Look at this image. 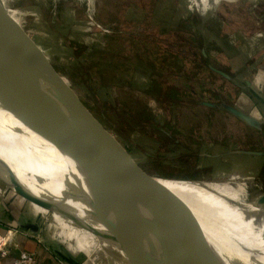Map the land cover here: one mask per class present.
I'll return each instance as SVG.
<instances>
[{
    "label": "rangeland",
    "instance_id": "374dc122",
    "mask_svg": "<svg viewBox=\"0 0 264 264\" xmlns=\"http://www.w3.org/2000/svg\"><path fill=\"white\" fill-rule=\"evenodd\" d=\"M2 23L45 51L48 63L22 60L24 67L109 160L169 182L232 181L245 187L246 202L264 195V156L244 154H264V115L257 118L246 85L264 68V0H0ZM179 25L184 28L177 31ZM229 107L261 126L256 129ZM11 167L17 175L16 168L27 171ZM27 173L75 194L70 201L50 184L36 187L78 213L85 228L55 218L64 240L88 252L83 259L129 264L126 256L104 247L91 229L93 221L80 215L87 207L71 181ZM230 209L240 217L254 212L255 220L225 229L214 218L225 215L213 210L174 211L195 247L242 228L248 234L233 238L250 248L257 238L249 232L264 234V222L259 223L264 208L255 202Z\"/></svg>",
    "mask_w": 264,
    "mask_h": 264
},
{
    "label": "water",
    "instance_id": "95a60500",
    "mask_svg": "<svg viewBox=\"0 0 264 264\" xmlns=\"http://www.w3.org/2000/svg\"><path fill=\"white\" fill-rule=\"evenodd\" d=\"M1 53L8 54L14 62L12 65L0 63V108L30 124L42 137L69 154L81 166L87 176L90 193L79 186L75 187V192L85 203L93 220L91 229L104 247L126 256L129 264L253 263V252L240 247L244 256H238L235 251L234 254L229 252L222 255L210 241L193 249L182 245L178 247V253H173L155 234L146 215L144 192L131 175L160 185L168 179L128 171L102 155L86 139L50 93L24 67L22 60L26 65L49 62L44 50L32 38L25 37L19 31H12L2 23ZM212 69L230 79L225 72ZM246 85L251 87L249 81ZM229 110L246 118L256 129L261 126L254 118L247 117L234 108L229 107ZM244 154L264 156L262 153ZM4 172L8 173V180L16 195L26 201H35L76 226L85 228L67 201L36 195L23 185L11 165L0 158V175ZM258 203L264 208V195L259 198ZM259 216V223H263L264 214ZM231 247L235 249L233 245ZM60 256L68 263L76 264L72 257L63 254Z\"/></svg>",
    "mask_w": 264,
    "mask_h": 264
},
{
    "label": "bare ground",
    "instance_id": "6f19581e",
    "mask_svg": "<svg viewBox=\"0 0 264 264\" xmlns=\"http://www.w3.org/2000/svg\"><path fill=\"white\" fill-rule=\"evenodd\" d=\"M0 63L12 65L3 53L0 54ZM0 149L15 157L34 172L51 178H67L74 187L79 186L90 193L87 176L83 173L81 166L69 154L42 137L30 124L1 108ZM16 170L21 174L17 175L18 179L36 195L52 198L36 188L43 182L44 185L50 184L55 187L56 192H60L66 200L75 199V194L72 191L57 186L53 183L54 181L50 183L48 179L36 177L27 171H21L19 168ZM0 176L7 180L9 177L6 172ZM131 176L144 192L146 215L155 234L173 253H178V247L182 245L190 249L195 247L188 237H184L185 235L178 227V217L174 210H213L210 213L222 214L233 222L246 223L247 225L255 220L254 212H251L249 217H240V213L237 211H229L237 204L259 202L256 200L253 202L244 201L245 187L232 181L203 180L197 186L188 185L189 183L163 181V184L160 185L137 175ZM81 214L92 220L88 211H80ZM152 217L155 222L151 221ZM225 217L214 218H216L217 224L227 227L231 222ZM253 253L252 264H264V245Z\"/></svg>",
    "mask_w": 264,
    "mask_h": 264
},
{
    "label": "crops",
    "instance_id": "0c3cea01",
    "mask_svg": "<svg viewBox=\"0 0 264 264\" xmlns=\"http://www.w3.org/2000/svg\"><path fill=\"white\" fill-rule=\"evenodd\" d=\"M248 81L251 83L250 88L247 86V88L249 89V95L255 101L258 111L257 118L260 119L264 115V68L261 69L256 74V76H254L251 80ZM0 158L8 162L11 166L17 165L36 175L56 180L49 176H45L32 171L19 160H17L15 157L2 151L1 149ZM55 216L62 215L55 212H51V210L49 209L43 208L39 203L35 201H26L23 198L19 197L13 191L10 182L6 181L0 176V234L8 230L19 229L27 233L29 232V234L33 233L40 235L45 242L44 245L39 244L35 239L31 237H26L22 235L21 248L28 252L38 253V255L46 254L45 264H70L60 256L61 254L72 257L73 262L76 264H91L90 259L82 258V254L88 255V252L80 250L77 247V243H70L69 241L64 240L63 236H61L60 234L61 227L57 225ZM228 220L230 219L228 218ZM230 222L231 224L234 223L239 225V223L233 222L231 220ZM227 227L224 228L226 229ZM53 230L54 232L53 234H51V231ZM57 231H59L58 234ZM243 232L245 233L246 231L241 228V231H233V235L237 238H242ZM249 233V235H251L252 237L257 238L256 241L252 240L253 242L251 241L252 243H249L250 248L236 243L237 239L233 238L234 236L232 234L228 235L225 239L220 238L219 240H216L214 243L211 244L214 245L217 250H220L221 245L223 243H226L231 246L233 245L235 249L240 253H242L240 247L245 248L252 253L264 245V234L260 233L262 234L260 235L258 234V231L257 234L256 232ZM44 249H46L48 253H43ZM237 251L235 252L239 256V253ZM17 253L18 252H15L12 256L5 259L3 261V264H11L13 256H15ZM224 253L228 252L224 251Z\"/></svg>",
    "mask_w": 264,
    "mask_h": 264
},
{
    "label": "built area",
    "instance_id": "2783aa9c",
    "mask_svg": "<svg viewBox=\"0 0 264 264\" xmlns=\"http://www.w3.org/2000/svg\"><path fill=\"white\" fill-rule=\"evenodd\" d=\"M31 237L39 244L44 245L45 242L38 234H29L19 229L8 230L0 234V264L13 253L18 252L13 256L11 264H45V255H38V253L28 252L21 248V236ZM48 253L46 249L43 253Z\"/></svg>",
    "mask_w": 264,
    "mask_h": 264
},
{
    "label": "trees",
    "instance_id": "16d2710c",
    "mask_svg": "<svg viewBox=\"0 0 264 264\" xmlns=\"http://www.w3.org/2000/svg\"><path fill=\"white\" fill-rule=\"evenodd\" d=\"M144 14H146L145 12H143ZM145 16V15H144ZM147 17V16H146ZM148 22H149V20H148ZM148 22L147 21H144V25L147 27V25H148ZM184 28V25H179L178 27H177V31H179L180 29H183ZM192 33V32H191ZM192 35V34H191ZM192 37L194 38V43H196V44H198V46H199V44H202L201 43V39L199 38V37H197V36H195L194 34L192 35ZM193 56H195V57H201L202 58V60H204V61H206V56L202 53V52H200V53H197V52H194L193 53ZM221 251H227L228 253L229 252H231L232 254H234V253H236V252H234V251H237L236 249L234 250L232 247H231V245L229 246V244H226V243H223L222 245H221V249H220ZM234 252V253H233ZM238 252V251H237ZM239 253V255H243L242 253H240V252H238Z\"/></svg>",
    "mask_w": 264,
    "mask_h": 264
}]
</instances>
